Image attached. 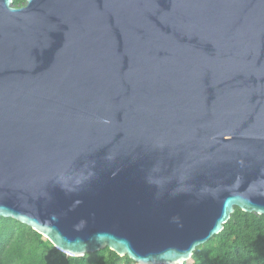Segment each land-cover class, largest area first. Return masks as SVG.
<instances>
[{"label": "water", "instance_id": "1", "mask_svg": "<svg viewBox=\"0 0 264 264\" xmlns=\"http://www.w3.org/2000/svg\"><path fill=\"white\" fill-rule=\"evenodd\" d=\"M235 207L264 215V0H0V217L183 264Z\"/></svg>", "mask_w": 264, "mask_h": 264}, {"label": "trees", "instance_id": "2", "mask_svg": "<svg viewBox=\"0 0 264 264\" xmlns=\"http://www.w3.org/2000/svg\"><path fill=\"white\" fill-rule=\"evenodd\" d=\"M25 0H13L14 6ZM0 264H137L108 247L83 256L55 248L29 226L0 217ZM183 264H264V215L235 207L222 230L195 248Z\"/></svg>", "mask_w": 264, "mask_h": 264}]
</instances>
